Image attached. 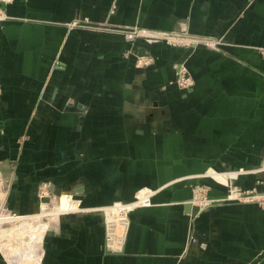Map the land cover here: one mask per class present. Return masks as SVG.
Masks as SVG:
<instances>
[{
    "label": "crops",
    "instance_id": "obj_1",
    "mask_svg": "<svg viewBox=\"0 0 264 264\" xmlns=\"http://www.w3.org/2000/svg\"><path fill=\"white\" fill-rule=\"evenodd\" d=\"M5 11L0 175L10 181L8 207L37 209L44 187H81L87 205L157 189L151 207L131 214L122 252L103 248L100 217L67 216L51 225L42 264H264V207H184L192 186L208 182L204 173L252 169L264 158V0H14ZM83 19L220 42L138 41L139 53L156 57L139 69L125 55L133 45L78 25ZM180 63L195 81L189 90L168 84ZM257 177L264 174L236 184Z\"/></svg>",
    "mask_w": 264,
    "mask_h": 264
},
{
    "label": "rangeland",
    "instance_id": "obj_2",
    "mask_svg": "<svg viewBox=\"0 0 264 264\" xmlns=\"http://www.w3.org/2000/svg\"><path fill=\"white\" fill-rule=\"evenodd\" d=\"M72 24L77 25V23ZM78 25L86 27L92 31L106 33L112 32L121 36L125 41L129 42L130 45H133V48L130 47L128 50H126L125 55H127V57L132 56L134 58V67L139 69H151L154 67L156 63V57L147 49L144 50L143 53H139L137 51L138 47H136V45L134 48V44L138 41H145L147 44L162 42L169 46L183 48H188L193 45L206 46L202 42V38L204 36L201 34L190 33L186 29L167 30L138 24L113 25L106 20L92 22L87 19L81 20ZM147 31H149V37L145 36ZM151 33L156 34L151 36ZM176 68H178V70L176 71L174 77L168 82V84L173 85L180 90L191 89L195 85V81L188 69L182 63L178 64ZM204 174V179H209L208 182L195 183L192 186L191 199L188 201L197 205L199 207V211L201 209L210 208L212 204L218 203L215 202L217 200L220 202L239 201L245 203H255L259 207H264V179L257 177L255 180H253V182H247V184L243 187H239L236 184V181H238L241 176L253 174L262 176L264 174V158L261 159L258 167H254L252 169L250 167L230 169L225 168L222 170L213 168L210 170V172ZM217 187L223 188V196L219 197L213 194ZM44 188L39 189L37 193L38 208L34 210L30 209L28 212L20 213L19 211L12 210L8 207L7 201L10 192V181L0 175V194H5L6 208L12 213L11 217L7 216L5 220L0 222V238L1 244L3 243L8 250L6 253H9L11 256H13L12 258L20 259L19 254H13L15 253L14 250L17 248L18 251L22 252L23 250L25 252V250L29 251L31 249L30 251H32V253L30 254V258H36V263L42 264L45 250V239L50 231L51 225H58V221L64 217H73L77 215L79 217H86L88 215H96L100 217L103 230V248L111 252H122L130 226L131 214L139 208L151 207L153 205V197L157 193V189L143 186L127 195L118 193L110 201L102 199L99 204L87 205L84 203L87 201V195L82 192L83 190L81 187L69 186L65 189H62L61 191H56L53 193H49ZM61 195H65L67 197L68 205H66L65 208H60L59 198ZM99 196L100 195L97 197L99 198ZM46 198L48 199L47 201L44 200ZM191 233L192 225L189 222L187 231V234L189 235V241L193 239ZM1 244L0 260L4 264H11L10 260H8L4 254L2 249L3 244ZM30 244L33 246L32 248ZM200 245L202 248H205L203 243ZM27 246L28 248H26Z\"/></svg>",
    "mask_w": 264,
    "mask_h": 264
},
{
    "label": "built area",
    "instance_id": "obj_3",
    "mask_svg": "<svg viewBox=\"0 0 264 264\" xmlns=\"http://www.w3.org/2000/svg\"><path fill=\"white\" fill-rule=\"evenodd\" d=\"M14 0H0V21L6 20L9 17L6 14L5 7L9 4H11ZM156 33H151V36ZM146 37H149V31L145 33ZM202 42L210 48H216L217 45L220 42V39H215L213 37H203ZM193 202V201H192ZM206 204V203H204ZM203 207V204H202ZM7 216H12V213L6 208V199H5V194L3 195L2 193L0 194V222L5 220Z\"/></svg>",
    "mask_w": 264,
    "mask_h": 264
},
{
    "label": "bare ground",
    "instance_id": "obj_4",
    "mask_svg": "<svg viewBox=\"0 0 264 264\" xmlns=\"http://www.w3.org/2000/svg\"><path fill=\"white\" fill-rule=\"evenodd\" d=\"M63 194H65V193H63ZM72 198V197H71ZM69 199H70V196H69ZM59 201H60V208H65L66 207V205H68V202H67V197L65 196V195H61L60 196V198H59ZM70 201V200H69ZM75 201V200H74ZM71 202H72V200H71ZM76 202V201H75ZM74 202V203H75ZM69 204H70V202H69ZM73 204V203H72ZM56 206V205H55ZM71 207V206H70ZM71 209V208H70ZM67 210V209H66ZM70 211V210H69ZM44 215V214H43ZM110 216V215H109ZM22 220V219H21ZM16 227V226H15ZM36 227V226H35ZM34 228V227H33ZM41 228V227H40ZM19 230H21V229H19ZM19 230H18V232H19ZM39 231V230H38ZM14 233V232H13ZM17 233V232H16ZM24 233V232H23ZM32 233V232H31ZM12 234V233H11ZM20 234V233H19ZM26 234H28V233H26ZM19 238V237H18ZM34 238H35V235H34ZM37 239V238H36ZM35 240V239H34ZM0 244H1V238H0ZM3 244V243H2ZM1 244V245H2ZM34 244H36V243H34ZM27 245V244H26ZM3 246V252H4V254L6 255V257L8 258V260H10V263L11 264H37L36 262H37V260H36V258H30V254L32 253V251H28V250H25V252H24V250H23V252L22 251H18V248L16 249V250H14L15 251V253H13V254H19L20 255V259H15V258H12L13 256H11L9 253H6V252H8V250H7V248L4 246V244L2 245ZM7 246V245H6ZM10 246V245H9ZM30 246H31V244H30ZM29 246V247H30ZM33 246H31V248H32ZM26 248H28V246L26 247ZM11 251V250H10ZM28 251V252H27ZM12 254V253H11Z\"/></svg>",
    "mask_w": 264,
    "mask_h": 264
},
{
    "label": "water",
    "instance_id": "obj_5",
    "mask_svg": "<svg viewBox=\"0 0 264 264\" xmlns=\"http://www.w3.org/2000/svg\"><path fill=\"white\" fill-rule=\"evenodd\" d=\"M44 200H48L47 198ZM215 202H220V201H215ZM184 207L186 208L187 211H190L192 214H196L199 211V207L191 202L185 203Z\"/></svg>",
    "mask_w": 264,
    "mask_h": 264
}]
</instances>
